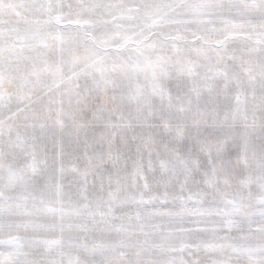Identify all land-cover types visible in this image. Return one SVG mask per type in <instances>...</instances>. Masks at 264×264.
Wrapping results in <instances>:
<instances>
[{
  "label": "snow or ice",
  "instance_id": "snow-or-ice-1",
  "mask_svg": "<svg viewBox=\"0 0 264 264\" xmlns=\"http://www.w3.org/2000/svg\"><path fill=\"white\" fill-rule=\"evenodd\" d=\"M0 264H264V0H0Z\"/></svg>",
  "mask_w": 264,
  "mask_h": 264
}]
</instances>
